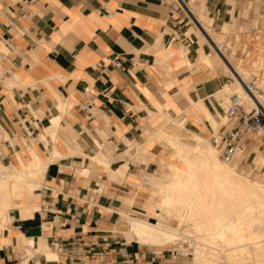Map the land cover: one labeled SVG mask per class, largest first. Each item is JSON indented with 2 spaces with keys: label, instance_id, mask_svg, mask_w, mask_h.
<instances>
[{
  "label": "crops",
  "instance_id": "obj_1",
  "mask_svg": "<svg viewBox=\"0 0 264 264\" xmlns=\"http://www.w3.org/2000/svg\"><path fill=\"white\" fill-rule=\"evenodd\" d=\"M253 1L0 0V161L45 166L33 211L0 221V264H179L183 244L130 238L128 217L152 221L171 136L194 144L222 112L229 76L202 61L197 19L244 26ZM229 38L236 60L264 62V22Z\"/></svg>",
  "mask_w": 264,
  "mask_h": 264
},
{
  "label": "bare ground",
  "instance_id": "obj_2",
  "mask_svg": "<svg viewBox=\"0 0 264 264\" xmlns=\"http://www.w3.org/2000/svg\"><path fill=\"white\" fill-rule=\"evenodd\" d=\"M191 12L194 14L195 10ZM197 23L215 51V56L202 51V61L214 66L216 57L220 58L236 80V92L246 95L250 107L257 105L264 109V94L246 93L240 80V77L247 80L241 66L231 61L201 18ZM51 120L56 125L58 117ZM196 139L195 144L173 136L170 140L184 166L171 164V181L160 190L167 193L163 205H169L178 216L177 226L129 216V236L133 233L145 242L154 240L163 244L184 240L193 248L191 264H264V179L249 178L235 168V162H223L217 149L204 138ZM33 158L36 166L22 162L21 169L0 161V221L8 218L14 207L20 208L23 217L33 211L27 202L35 196L33 190L45 171L40 158L36 154ZM258 159L264 162V153ZM177 205H182L180 213L175 212Z\"/></svg>",
  "mask_w": 264,
  "mask_h": 264
},
{
  "label": "rangeland",
  "instance_id": "obj_3",
  "mask_svg": "<svg viewBox=\"0 0 264 264\" xmlns=\"http://www.w3.org/2000/svg\"><path fill=\"white\" fill-rule=\"evenodd\" d=\"M197 1H199V0H197ZM174 3H175V5H178V6L180 5L177 0H174ZM258 4H259L258 0H254L252 5L245 7L243 14L246 17V19H247V17H250L248 19L250 23H248L244 26H242V25L241 26L231 25L229 28L226 26L221 27V26L213 23V21H208L206 19L204 20V24L206 27L208 26L207 28L217 38V41H220L219 43L221 45L224 43L225 46H223L222 49L230 56L231 61L235 65L241 66V68L243 69V75L245 76V78L247 80L250 79L255 74L258 75V78L260 80V85H259L260 90H257V91L259 93L264 94V91H263L264 90V62H263V57L261 56L259 58V61H257L256 63L254 62L253 66L248 67L245 65L244 61L241 62L239 59L236 60L234 57V52L237 49L238 44L236 46L231 47L232 43L230 42V38L227 41L224 39L225 34H231L232 32H236L238 30H247V29H249L250 26L255 27V26H258L259 23L264 22V16H260V14L258 12ZM255 7H256V9H255ZM254 11L256 12L255 18L249 16L251 14V12H254ZM196 16L200 17V15H198V14ZM185 19L190 21V17L187 14V12L185 13ZM230 47L232 48L231 54H230ZM216 59H217L216 61L219 63V65L223 68L225 75H228L229 78H228V84L226 86H224L221 91H219L215 94L216 98H219V99H221V102H224V106H223V108L221 107L222 112L216 113V115L214 117L216 120L215 123H213L211 120L208 119V121L210 123L211 132L204 139L207 142V144L212 145L213 147H215V149H217L219 157L222 159L218 148L212 142V135L216 134L219 127L226 121V118L225 117L223 118L224 109L228 105L229 97L231 96V94L237 93V92L235 90L236 80L234 79L233 75L230 73L229 69L223 65L224 62H222V60L220 58L216 57ZM225 67H226V69H225ZM239 94H241V96L243 95L242 96L243 100L245 102L249 103L248 98L246 97V95H244L243 92L239 93ZM248 136L252 139L251 146H247L246 149H244V151L239 152L231 162H226L223 159L222 160L225 163L235 162L236 163L235 168L239 172H241L243 174H247L249 176V178H251V179L262 181L264 179V170H263L264 169V162H260V160L258 158L260 157L261 154L264 153V130L261 129L259 131V133H249ZM168 144L171 146V151H172L171 152V163H165V165L168 167V170L162 171L163 174L159 175V185H157L156 183H153V181L155 179L154 180L152 179L149 181L150 187L152 188L151 195H150L151 203H152V198L155 199V201L153 202V205L155 207V213L151 214L150 219H152V222L161 221L162 223H164L166 225L176 227L178 224V216L174 213V211H171V207L169 205L168 206L163 205V198L166 197V195H165L166 192L164 193V191H162L160 189L162 186L163 187L167 186L165 183L169 184L170 183L169 181H171L170 174H169V172H170L169 164H175V165H178L180 167H182L184 165H183L182 158L175 154V148L171 145V141L170 142L168 141ZM254 158H255V160H254ZM21 168H23V165ZM154 178H156V175L154 176ZM163 183H164V185H163ZM181 211H182V205H177L175 207V212L180 213ZM185 228L186 227H184V229ZM130 238H132V236ZM179 243L183 244V247L172 248L174 255H176V257L179 260V264H191L190 263L191 262L190 251L193 250L192 246L184 240L179 241Z\"/></svg>",
  "mask_w": 264,
  "mask_h": 264
},
{
  "label": "built area",
  "instance_id": "obj_4",
  "mask_svg": "<svg viewBox=\"0 0 264 264\" xmlns=\"http://www.w3.org/2000/svg\"><path fill=\"white\" fill-rule=\"evenodd\" d=\"M115 67H121L122 63L115 58L111 61ZM103 66V65H102ZM244 90L254 95L260 90L258 75L244 80L240 77ZM226 121L219 127L216 134L212 135V142L218 148L222 159L231 162L236 155L244 150V140L249 133H259L264 130V109L259 106L250 107L240 95L233 94L224 109Z\"/></svg>",
  "mask_w": 264,
  "mask_h": 264
}]
</instances>
